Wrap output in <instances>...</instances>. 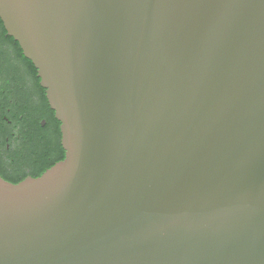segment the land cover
<instances>
[{
    "label": "water",
    "instance_id": "95a60500",
    "mask_svg": "<svg viewBox=\"0 0 264 264\" xmlns=\"http://www.w3.org/2000/svg\"><path fill=\"white\" fill-rule=\"evenodd\" d=\"M66 150L0 175V264H264V0H0Z\"/></svg>",
    "mask_w": 264,
    "mask_h": 264
},
{
    "label": "flooded vegetation",
    "instance_id": "af4514ba",
    "mask_svg": "<svg viewBox=\"0 0 264 264\" xmlns=\"http://www.w3.org/2000/svg\"><path fill=\"white\" fill-rule=\"evenodd\" d=\"M32 63L0 18V175L11 182L39 177L66 156Z\"/></svg>",
    "mask_w": 264,
    "mask_h": 264
},
{
    "label": "trees",
    "instance_id": "16d2710c",
    "mask_svg": "<svg viewBox=\"0 0 264 264\" xmlns=\"http://www.w3.org/2000/svg\"><path fill=\"white\" fill-rule=\"evenodd\" d=\"M30 60V59H29ZM31 63H32V61H31ZM33 64V63H32ZM14 183H18V182H14Z\"/></svg>",
    "mask_w": 264,
    "mask_h": 264
}]
</instances>
